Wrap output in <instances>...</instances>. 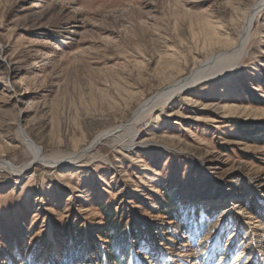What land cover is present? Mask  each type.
Segmentation results:
<instances>
[{
    "label": "rangeland",
    "instance_id": "1",
    "mask_svg": "<svg viewBox=\"0 0 264 264\" xmlns=\"http://www.w3.org/2000/svg\"><path fill=\"white\" fill-rule=\"evenodd\" d=\"M258 1L0 0V264H264Z\"/></svg>",
    "mask_w": 264,
    "mask_h": 264
},
{
    "label": "bare ground",
    "instance_id": "2",
    "mask_svg": "<svg viewBox=\"0 0 264 264\" xmlns=\"http://www.w3.org/2000/svg\"><path fill=\"white\" fill-rule=\"evenodd\" d=\"M263 7H264V0H259L258 3H256V5L252 8L250 13H248V17L246 19L245 25L240 32V40H238L239 43L235 48L233 47L231 49V50H233L231 53H229V51L226 53H221L217 57H214L213 59H210L206 62L204 61L205 63H203L200 66V68L198 67V68L194 69L192 76H190L186 79H182L179 81L172 82L169 87L162 90L161 92L156 94L153 98H151L147 103L140 106V108L135 113V117L132 120V122L134 123L135 120H138L143 115L145 116V114H144L145 111H147V113L148 112L150 113V112L154 111L156 108H158V106H160V105L164 106L170 99H172V97H174L176 94L178 95L179 92H182L183 90H185L188 86L191 85V83L206 79L204 77L208 74V70H211L218 62L224 60V58H227V57L229 58V56H233V57H236L237 61L240 60L244 50L248 46V43L250 40V37H249L250 31H251L252 26L255 22V19L258 17V15L260 14ZM144 116H143V118H144ZM142 119H139V121ZM131 126L132 125H130L128 127L126 126L123 128H116V129L113 128V129H109L107 131H103L97 135L93 144L103 142L104 140L115 139L116 134H118L122 130H125V128H126V130H130ZM136 137H137V133H133L132 141H131L132 143L134 142V139ZM26 146L28 147V149L32 155V159L30 162H28L22 168H18L16 165H14L10 162L0 161V169L6 170L12 176L19 178V177H23L24 174L28 173L35 165L42 164L45 167H47L51 164H56L59 162L57 160H55L54 162H51L52 159H50L49 157H45L42 154L41 149L38 146H36L31 140L30 141L26 140ZM215 203H216V201H215ZM157 245L158 244H153L152 247L154 248ZM56 252H57V254L60 252L58 247H56Z\"/></svg>",
    "mask_w": 264,
    "mask_h": 264
},
{
    "label": "water",
    "instance_id": "3",
    "mask_svg": "<svg viewBox=\"0 0 264 264\" xmlns=\"http://www.w3.org/2000/svg\"><path fill=\"white\" fill-rule=\"evenodd\" d=\"M26 136V135H25Z\"/></svg>",
    "mask_w": 264,
    "mask_h": 264
}]
</instances>
